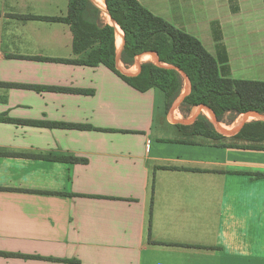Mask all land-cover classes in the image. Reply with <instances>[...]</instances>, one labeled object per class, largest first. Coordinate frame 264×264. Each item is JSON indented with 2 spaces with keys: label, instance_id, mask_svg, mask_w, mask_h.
<instances>
[{
  "label": "crops",
  "instance_id": "obj_1",
  "mask_svg": "<svg viewBox=\"0 0 264 264\" xmlns=\"http://www.w3.org/2000/svg\"><path fill=\"white\" fill-rule=\"evenodd\" d=\"M138 1L197 38L224 77L264 75V0H167L160 9L172 20L155 10L161 3ZM68 9L69 0H0V264H264V178L254 177L264 173V139L236 137L264 114L219 122L204 106L182 107L187 80L167 111L160 89L140 92L104 65L41 60L85 54L74 53L70 24L21 17ZM104 13L120 72L158 64L148 52L126 65L124 32ZM199 116L223 138L180 130Z\"/></svg>",
  "mask_w": 264,
  "mask_h": 264
},
{
  "label": "trees",
  "instance_id": "obj_2",
  "mask_svg": "<svg viewBox=\"0 0 264 264\" xmlns=\"http://www.w3.org/2000/svg\"><path fill=\"white\" fill-rule=\"evenodd\" d=\"M104 1L112 20L121 27L122 33L124 32L125 44L122 51V61L126 65H133L138 56L152 52L156 54L164 66L167 65L170 68H163L153 63H144L140 74L136 77H128L120 72L116 65L114 27L102 23L101 12L91 0H69L68 15L65 18L21 17L70 24L74 35L73 51L75 54H85L81 60H41L89 67L104 65L140 92L160 89L166 97L167 111L182 94L184 77L181 72H183L190 80L191 90L183 100L182 107L187 109L197 106L207 107L212 114H215L219 122L225 121L226 116H229V121H233L250 112L264 114V81L224 77L220 72L217 60L197 38L154 15L138 0ZM155 59L157 60L156 57ZM11 86L20 87L18 85ZM30 88L35 89V87ZM50 90L68 91L59 88H50ZM247 116H254V114ZM3 120L12 121L10 119ZM31 124L36 125V123ZM46 126L89 129V127L82 125L59 123H46ZM179 128L189 135L204 136L215 140L223 138L214 125L204 116H199L190 126L179 125ZM236 137L250 141L263 140L264 121L246 123ZM53 159L72 163L87 162L74 157H53ZM161 168L176 169L173 167ZM254 177L264 178V173H256ZM152 194H154V186ZM152 209L153 197L150 215H152ZM151 223L152 218L150 217L149 234L151 233ZM0 255L8 256V254L3 253Z\"/></svg>",
  "mask_w": 264,
  "mask_h": 264
},
{
  "label": "rangeland",
  "instance_id": "obj_3",
  "mask_svg": "<svg viewBox=\"0 0 264 264\" xmlns=\"http://www.w3.org/2000/svg\"><path fill=\"white\" fill-rule=\"evenodd\" d=\"M167 0H147V4H149L148 6L149 7H154L153 6V3H161L160 5H159V8H156L155 10H157V13L158 14H163V15H165L166 16V18H168V19H170V20H172L171 18H172V11H169V13H168V9H166V10H161L160 9V7H162V6H164V4H163V2H166ZM99 2H98V0H96V4H95V6L97 7ZM98 9H99V6L97 7ZM100 10V9H99ZM100 12H101V14L102 15H105L106 13H104L103 11H101L100 10ZM164 19V18H163ZM246 35H244V37H245ZM148 61H150V60H148ZM130 73H134L133 71H129ZM236 77H237V79H243V80H254V81H256V79L257 78H263L264 77V75H262V74H256V73H253V72H246V73H240V74H237L236 75ZM184 84H186V78L184 79ZM202 111H204L205 113H207V115L209 114L210 116H212L213 117V114H212V112L207 108V107H204L203 108V110ZM178 113H179V111H178ZM180 113H181V111H180ZM203 114V113H202ZM174 116H175V114H174ZM188 119V117L187 116H184L183 118H182V120L184 121V120H187ZM174 120H175V118H174ZM177 120V119H176ZM242 120H244V117H242V118H240V119H238V121H237V123L239 122V124L240 123H242ZM157 127V126H156ZM216 127H218V128H220V129H225L222 125H220V123L218 122H216Z\"/></svg>",
  "mask_w": 264,
  "mask_h": 264
},
{
  "label": "bare ground",
  "instance_id": "obj_4",
  "mask_svg": "<svg viewBox=\"0 0 264 264\" xmlns=\"http://www.w3.org/2000/svg\"><path fill=\"white\" fill-rule=\"evenodd\" d=\"M101 4H102V7H103V11L106 12L107 9H106L105 1L101 0ZM117 39H118V41H117L118 42V46L121 47V44H122V34H121L120 27L118 28V36H117Z\"/></svg>",
  "mask_w": 264,
  "mask_h": 264
},
{
  "label": "water",
  "instance_id": "obj_5",
  "mask_svg": "<svg viewBox=\"0 0 264 264\" xmlns=\"http://www.w3.org/2000/svg\"><path fill=\"white\" fill-rule=\"evenodd\" d=\"M157 66H160V67H163V68H170V67L167 66V65L164 66V64H162L160 61H158ZM181 73H182L183 77L186 78V80L188 81V83H189V85H190V80H189V78H188L183 72H181Z\"/></svg>",
  "mask_w": 264,
  "mask_h": 264
}]
</instances>
